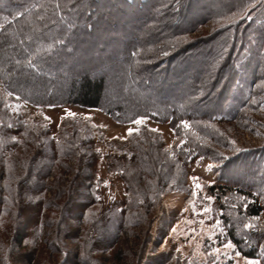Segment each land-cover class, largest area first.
<instances>
[{
    "label": "trees",
    "instance_id": "trees-1",
    "mask_svg": "<svg viewBox=\"0 0 264 264\" xmlns=\"http://www.w3.org/2000/svg\"><path fill=\"white\" fill-rule=\"evenodd\" d=\"M215 2L186 0L177 16L166 21L154 20L158 0H0V83L12 98L34 106L99 109L124 123L138 118L170 122L176 140L169 155L165 153L166 163L170 161L173 179L179 172L187 175L195 159L217 158L209 142L217 144L226 138L217 127L238 120L264 95V0H224L222 12ZM177 17L181 20L175 25ZM219 19L225 23L215 24L209 35L192 37ZM164 28L171 29L168 40L163 38ZM162 46H173L167 57L159 56ZM106 63L123 71V103H104L107 72L92 73L105 69ZM205 74L212 75L208 91L199 92ZM139 96L143 100L135 103L133 97ZM194 96L196 99H191ZM69 123H62L53 137L49 130L26 122L16 124L0 100V218L11 202L7 194H39L46 189L42 181L26 184L32 165L40 164L36 178L41 180L62 169L67 161H85L81 155L86 145L74 131L69 134ZM130 142L129 151L110 158L108 164L110 172L122 173L127 185L125 200L114 203L105 214L116 232L130 224L135 208L142 204L138 188L133 190L129 182V170L137 171L142 184L148 182V189L156 190L155 204L166 193L160 190L164 181L156 180V185L149 186L151 179H161L157 166L163 167L164 156L146 151L138 140ZM32 151L26 169L14 162ZM263 157L242 158L239 166L226 163L224 170L244 169L247 178L262 189ZM97 162L96 158L84 164L92 168L88 178L92 194ZM14 165L26 171L25 179L15 176ZM225 184L220 192L209 188L210 195L226 212L231 197L248 201L239 206L238 220L227 213L222 219L240 253L254 259L258 248H249L243 226L237 222L262 215L264 207L255 194L260 188L231 178ZM26 218L30 222L35 217L28 214Z\"/></svg>",
    "mask_w": 264,
    "mask_h": 264
},
{
    "label": "rangeland",
    "instance_id": "rangeland-1",
    "mask_svg": "<svg viewBox=\"0 0 264 264\" xmlns=\"http://www.w3.org/2000/svg\"><path fill=\"white\" fill-rule=\"evenodd\" d=\"M223 2L216 0L214 3L219 12L224 9ZM158 3L154 20L169 21L177 16L186 0H158ZM169 11L171 15L164 17V13ZM180 20L177 17L174 24L177 25ZM217 23L221 26L225 21H213L201 31L193 33L192 37L200 39L209 35ZM170 30L163 29L165 40L170 38ZM172 47L162 46L159 56L170 55ZM107 64L105 69L92 74L107 72L105 104L123 103V71L120 67ZM211 76L205 74L202 77L199 92L208 91ZM261 86L264 87V82ZM133 98L135 103L143 100L140 96ZM192 98L196 99L195 96ZM263 99L264 95L258 97L254 108L246 110L238 120L217 127L226 138H220L217 144L209 142L217 153L215 160L197 158L190 165L187 175L179 172L174 174L173 179L174 171L170 161L166 163L165 159V153L169 155L176 140L170 122L138 118L136 120L142 119V123L138 124L136 120L124 123L114 120L99 109L77 105L34 106L12 98L0 83V100L16 124L26 122L43 131L49 130L55 137L60 125L70 122L67 125L69 134L74 131L86 145L85 153L81 155L85 161L80 163L79 158L67 161L62 169L53 170L46 179L36 178L39 175V163L32 165L33 172L29 177L19 165H14L15 176L27 177L26 184L42 181L46 189L39 194H7L11 202L7 204L8 212L0 218V264H17V253L26 256V264H245L246 260L251 259L242 254L236 257L232 249L225 247L231 240L222 216L227 213L233 220H238L236 215L239 206H245L248 201L242 197H231L227 200L229 211L226 212L220 209L218 200L210 195L209 188L215 187L216 192H220L219 188L226 186L229 178L244 181L260 188L255 194L264 207V195H261L264 193V185L261 189L254 179L247 178L244 169L224 170L226 163L232 162L233 166H239L242 158H259L264 155ZM69 111L74 115L69 116ZM129 130H132L131 135ZM132 139L142 143L146 151L151 150L164 156L161 162L163 167L157 166L161 179H151L149 186L156 185V180L164 181L160 190L166 193L155 204L156 190L148 189V182L142 184L137 171L129 170V182L133 190L138 188L136 192L142 204L135 208L130 224L116 232L105 220V214L114 203L125 200L127 185L122 173L110 172L108 164L110 158L129 151ZM33 154V151L28 152L13 160L22 163L21 166L26 169ZM96 158L98 162L94 173L97 181L92 194L91 183L88 181L92 168L84 164L92 163ZM260 160L264 164V157ZM43 170H47L45 166ZM248 172L249 169L247 175ZM193 177L197 179L194 181ZM169 182H173V185L167 187ZM12 188L16 189L17 185L13 184ZM21 202H24L21 206L24 209L19 212ZM28 214L36 219L29 222V218H26ZM77 217L80 219L77 220ZM37 221L38 225L35 224ZM237 223L243 226V236L249 248H258V255L254 259L264 264V253L261 250V245H264V211L258 219L241 218ZM67 224L73 226L72 231L66 229ZM245 224L253 227L245 228ZM216 249H219L218 254ZM235 251L240 252L237 247Z\"/></svg>",
    "mask_w": 264,
    "mask_h": 264
},
{
    "label": "snow or ice",
    "instance_id": "snow-or-ice-1",
    "mask_svg": "<svg viewBox=\"0 0 264 264\" xmlns=\"http://www.w3.org/2000/svg\"><path fill=\"white\" fill-rule=\"evenodd\" d=\"M20 15H23V14L21 13ZM0 27H2V26H0ZM68 115L72 116V115H74V113L69 111ZM135 122L138 123V124L142 123V119L136 120ZM185 126H187V122H185ZM131 131L132 130H129V135H131ZM196 179H197V177H193L194 181ZM196 186L198 188L200 187L199 184H197ZM261 195H264V193H261ZM208 199H212V197H208ZM205 211L207 212L208 210L206 209ZM76 219L79 220L80 218L77 217ZM254 219H258V218H254ZM65 227H66V229L68 231H72L73 230V226L71 224H67ZM249 227H253V225L245 224V228H249ZM225 247L228 248V249H232L235 252L236 257H239L241 255L240 252L235 251L236 246L231 241H229L225 245ZM261 250H262V253H264V245H261ZM216 252L218 254L219 253V249H216ZM17 264H26V256L23 253H17ZM245 264H261V261L258 260V259H251V260H246Z\"/></svg>",
    "mask_w": 264,
    "mask_h": 264
}]
</instances>
